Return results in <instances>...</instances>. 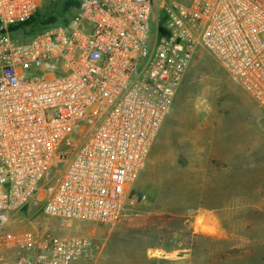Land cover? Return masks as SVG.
Returning a JSON list of instances; mask_svg holds the SVG:
<instances>
[{"label": "built area", "instance_id": "2783aa9c", "mask_svg": "<svg viewBox=\"0 0 264 264\" xmlns=\"http://www.w3.org/2000/svg\"><path fill=\"white\" fill-rule=\"evenodd\" d=\"M43 0H0V264L31 212L115 226L195 56L205 51L262 110L264 0H83L27 39ZM87 236L38 231L23 264L94 262Z\"/></svg>", "mask_w": 264, "mask_h": 264}, {"label": "rangeland", "instance_id": "374dc122", "mask_svg": "<svg viewBox=\"0 0 264 264\" xmlns=\"http://www.w3.org/2000/svg\"><path fill=\"white\" fill-rule=\"evenodd\" d=\"M75 2L45 0L16 36L27 39L51 14L69 22ZM133 189L132 215L115 226L40 212L7 226L17 237L6 251L10 264H23L18 254L42 230L104 246L96 261L73 264H264L263 113L205 51L192 61Z\"/></svg>", "mask_w": 264, "mask_h": 264}, {"label": "trees", "instance_id": "16d2710c", "mask_svg": "<svg viewBox=\"0 0 264 264\" xmlns=\"http://www.w3.org/2000/svg\"><path fill=\"white\" fill-rule=\"evenodd\" d=\"M45 0H43V2H44ZM83 0H77V3L75 2V4L72 6V7H75V11H78V9H79V6H80V4H81V2H82ZM43 2H42V4H43ZM42 6V5H41ZM41 9V8H40ZM40 11V10H39ZM38 11V12H39ZM38 14V13H37ZM36 14V15H37ZM36 15L32 18V19H34L35 17H36ZM51 16V18L49 19V20H47L46 22H45V20H42L43 21V23H42V25L39 23V26H37V30L33 33V34H31L30 36H28L27 38H30V37H34V36H36V35H38V34H40V33H42V32H44L45 30H47L48 28H50L51 26H53V25H60V24H65V22L64 21H61V16H55V14H51L50 15ZM63 17V16H62ZM68 20V19H67ZM70 21V20H69ZM50 23H53L52 25H49ZM66 23H68V21L66 22ZM28 24V22L27 23H25V24H22V25H17V26H14L12 29H11V31H12V33H13V36L14 37H17L16 36V33L18 32V31H20V29L21 28H24V27H26V25ZM41 26H44L45 28L44 29H41ZM0 222H1V220H0Z\"/></svg>", "mask_w": 264, "mask_h": 264}, {"label": "crops", "instance_id": "0c3cea01", "mask_svg": "<svg viewBox=\"0 0 264 264\" xmlns=\"http://www.w3.org/2000/svg\"><path fill=\"white\" fill-rule=\"evenodd\" d=\"M193 227H194V228H193V232L197 231L196 227H195V226H193Z\"/></svg>", "mask_w": 264, "mask_h": 264}, {"label": "bare ground", "instance_id": "6f19581e", "mask_svg": "<svg viewBox=\"0 0 264 264\" xmlns=\"http://www.w3.org/2000/svg\"><path fill=\"white\" fill-rule=\"evenodd\" d=\"M198 222V221H197Z\"/></svg>", "mask_w": 264, "mask_h": 264}]
</instances>
